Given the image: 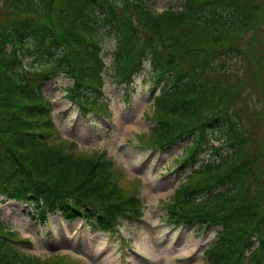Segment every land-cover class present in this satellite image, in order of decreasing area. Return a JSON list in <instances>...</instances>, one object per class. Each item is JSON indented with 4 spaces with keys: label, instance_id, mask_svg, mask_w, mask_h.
Listing matches in <instances>:
<instances>
[{
    "label": "trees",
    "instance_id": "16d2710c",
    "mask_svg": "<svg viewBox=\"0 0 264 264\" xmlns=\"http://www.w3.org/2000/svg\"><path fill=\"white\" fill-rule=\"evenodd\" d=\"M155 1L0 0V197L43 225L59 211L91 233L141 219L142 181L124 184L105 151L60 139L42 89L65 78L69 102L108 120L105 76L130 100L145 71L151 126L137 144L165 152L184 143L177 170L191 169L164 205L165 222L215 229L202 264H264V0H183L160 12ZM207 148L219 158L199 161ZM17 241L30 243L0 220V264H79L41 259Z\"/></svg>",
    "mask_w": 264,
    "mask_h": 264
},
{
    "label": "rangeland",
    "instance_id": "374dc122",
    "mask_svg": "<svg viewBox=\"0 0 264 264\" xmlns=\"http://www.w3.org/2000/svg\"><path fill=\"white\" fill-rule=\"evenodd\" d=\"M180 1L183 0H156L152 9L160 12L177 6ZM111 45L106 40V63H109ZM145 73L137 75L130 100H126L121 87L105 76L103 99L111 111L108 120L95 115L83 117L76 105L66 98L65 87L69 82L65 78L48 81L42 89L50 100L60 139L74 141L80 151H105L125 171L120 178L124 184H133L138 178L142 181L138 192L144 201L143 217L129 226H122L121 232L112 236L99 232L90 234L85 222L77 218L65 221L60 214H55L43 225L32 218L31 209L24 203L0 197V220L7 223L20 240H30L29 244L16 242V247L41 259L52 253L68 255L77 258L79 264L203 263L202 251L216 239L215 229L197 233V226L171 228L164 220L165 203L170 201L177 185L190 176L178 183L175 180L178 174L175 166L182 157L184 143H177L165 153L143 151L135 145L138 135L151 126L146 114L152 107V85ZM247 88L248 102H253L256 94ZM219 142L221 140H215L213 145L217 147ZM218 158L214 150L207 148L199 161Z\"/></svg>",
    "mask_w": 264,
    "mask_h": 264
}]
</instances>
